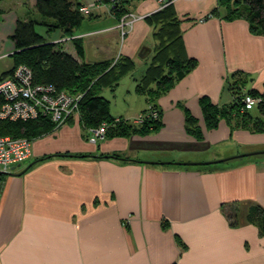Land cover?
Instances as JSON below:
<instances>
[{
    "label": "crops",
    "instance_id": "obj_1",
    "mask_svg": "<svg viewBox=\"0 0 264 264\" xmlns=\"http://www.w3.org/2000/svg\"><path fill=\"white\" fill-rule=\"evenodd\" d=\"M37 1L0 0V78L14 66L18 21L43 20ZM80 2L97 5L74 38L46 27L45 38L87 63L113 68L132 60L133 70L100 95L113 117L135 118L150 103L137 85L160 44V25L146 19L160 4L123 0L129 14L141 17L123 37L110 4ZM173 8L185 56L197 65L156 99L161 127L92 143L70 121L34 140L29 160L0 182V264H264V234L248 220L252 208L264 209V132L226 119L210 128L200 102L206 96L220 107L231 104L235 82L242 91L263 92L264 34L253 33L244 17L227 19L220 0H176ZM250 112L264 120L258 106ZM187 113L200 138L189 132ZM220 159L227 160L166 163Z\"/></svg>",
    "mask_w": 264,
    "mask_h": 264
},
{
    "label": "trees",
    "instance_id": "obj_2",
    "mask_svg": "<svg viewBox=\"0 0 264 264\" xmlns=\"http://www.w3.org/2000/svg\"><path fill=\"white\" fill-rule=\"evenodd\" d=\"M122 1L99 0L101 3L110 4L112 11L119 19L129 14V10ZM220 5L227 8V19L235 20L244 17L250 22L253 33L264 34V0H220ZM83 6L80 0H38L36 9L43 20L18 21L16 30L11 36L16 46V52L12 55L14 66L12 70L2 74L0 80L10 76L18 66L26 65L33 71L35 83L53 85L58 91L83 94L81 122L86 131L89 128L100 127L103 123L112 125L107 135L111 133L117 136H129L158 130L161 127V120L147 121L142 126L125 123L114 124L115 117L111 115L110 101L100 95L103 88L116 86L122 76L133 70L135 64L132 60L127 59L113 68H110V62L87 63L80 61L63 50L59 46L60 43L49 41L37 31V26H44L47 28L48 34L59 30L63 37L74 38L76 30L85 18L81 11ZM213 13H217V10L215 9ZM146 19L160 25L156 34L160 44L157 47L154 63L147 69L143 79L137 85V92L147 96L154 108L158 109L155 105L156 99L190 73L196 67L197 60L185 56L180 28L181 21L174 12L173 4L147 16ZM75 47L79 58L82 59L84 57L82 45L75 41ZM237 85L236 82L231 85L235 99L229 105L220 107L206 96L201 98V107L207 125L210 128H215L222 119H226L229 122L234 121L237 126L255 132H264V120L256 118L250 112L251 110L242 111L241 102L245 94L261 96L263 102L258 105V109L264 117V90L261 92L253 89L245 92L241 90V87L237 88ZM3 104L4 98L0 95V108ZM186 120L189 132L200 138L202 132L197 126L196 119L187 113ZM57 128V123L46 116L28 121L0 119V136L27 138L31 141L48 135ZM58 156L73 155L59 154ZM107 156L121 158L118 155L102 157L112 158ZM2 176L4 174L0 173V182ZM230 220L232 226L237 225L236 218L231 216ZM248 220L259 226L261 233L264 234V209L262 207L252 208L248 214Z\"/></svg>",
    "mask_w": 264,
    "mask_h": 264
},
{
    "label": "built area",
    "instance_id": "obj_3",
    "mask_svg": "<svg viewBox=\"0 0 264 264\" xmlns=\"http://www.w3.org/2000/svg\"><path fill=\"white\" fill-rule=\"evenodd\" d=\"M176 0H158L161 9L173 4ZM96 4H87L81 8L83 14L92 13ZM130 16V15H128ZM123 17L120 27L122 36L127 34L128 27L141 17L133 15L128 20ZM0 95L4 104L0 108V119L10 121H28L41 116L50 117L57 125L64 124L72 117H80L84 95L58 91L53 85L34 82L33 71L26 65L18 66L14 72L0 80ZM243 110H251L261 104V96L245 94L241 100ZM160 110L150 105L147 112L138 117L142 124L149 119L160 120ZM121 122L120 119L116 123ZM111 126L107 123L87 130L88 139L97 143L105 138ZM32 142L27 138L0 136V173L10 171L13 165L24 162L31 156Z\"/></svg>",
    "mask_w": 264,
    "mask_h": 264
},
{
    "label": "rangeland",
    "instance_id": "obj_4",
    "mask_svg": "<svg viewBox=\"0 0 264 264\" xmlns=\"http://www.w3.org/2000/svg\"><path fill=\"white\" fill-rule=\"evenodd\" d=\"M97 5V4H96ZM91 13H89V14H84L85 16L86 15H90ZM128 15H130V16H128ZM125 16H128L126 19H128V20H130V19H132L133 18V14H127V15H125ZM123 19V18H122ZM122 19H120V24H121V22H122ZM118 28L121 30V35H122V29H121V27H120V25L118 26ZM130 27H128V29H129ZM37 31L41 34V35H44V36H46V29H45V27H43V26H37ZM69 38H72V37H69ZM14 54V53H13ZM12 54V55H13ZM11 55V56H12ZM110 91H108V97H110V93H109ZM111 97H113V95L111 96ZM150 105H152V103H149L148 104V108H149V106ZM260 105V104H259ZM258 106V105H257ZM148 108L146 109V110H144V111H142L138 116H136L135 118H130V119H127V118H122V117H119V118H115V120H114V124H116V120L117 119H120L121 120V122H119V123H122V124H131V125H135V126H142L143 124L141 123V122H138L137 120H138V117L140 116V115H142V114H145L146 112H147V110H148ZM242 111H243V109H242ZM153 119H149L148 121H152ZM160 120H161V114H160ZM76 122V121H78L81 125L83 124L82 122H81V111H80V117H72V118H70V120L68 121V122ZM68 122H66V123H68ZM66 123H64V124H61V125H58V128L59 127H61V126H63V125H65ZM103 124H105V123H103ZM113 124V125H114ZM111 127H112V125L111 124H109ZM110 127V128H111ZM110 128L108 129V131L110 130ZM108 131H107V134H108ZM107 134H106V136H107ZM89 140V139H88ZM30 158V157H29ZM29 158L28 159H26L24 162H22V163H18V164H16V165H13L11 168V170L10 171H5V172H2L4 175H7V174H5L6 172H12V173H14L15 172V169L16 168H18L19 166H21L22 164H24L27 160H29ZM200 162V161H199ZM217 164H219V163H217ZM213 165V164H212ZM199 166H209V165H199ZM15 174V173H14Z\"/></svg>",
    "mask_w": 264,
    "mask_h": 264
},
{
    "label": "water",
    "instance_id": "obj_5",
    "mask_svg": "<svg viewBox=\"0 0 264 264\" xmlns=\"http://www.w3.org/2000/svg\"><path fill=\"white\" fill-rule=\"evenodd\" d=\"M246 155L249 156L251 154H245V155H240V156L243 157V156H246ZM107 157L117 158V157H113V156H107ZM236 157H239V156H236ZM120 159H122V158H120ZM226 160L227 159H220V160H215V161H205V162H166V163L178 164V165H184V166H198V165H210V164L222 163V162H225ZM34 163L35 162H33L32 164H30L27 167V169H29L32 165H34ZM163 163H165V162H163ZM5 174L12 175L14 173H12V172H6Z\"/></svg>",
    "mask_w": 264,
    "mask_h": 264
}]
</instances>
